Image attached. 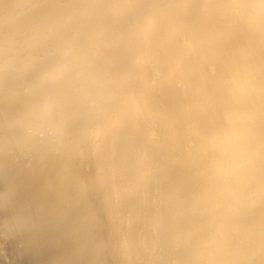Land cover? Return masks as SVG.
Returning <instances> with one entry per match:
<instances>
[{"label":"bare ground","instance_id":"obj_1","mask_svg":"<svg viewBox=\"0 0 264 264\" xmlns=\"http://www.w3.org/2000/svg\"><path fill=\"white\" fill-rule=\"evenodd\" d=\"M0 264H264V0H0Z\"/></svg>","mask_w":264,"mask_h":264}]
</instances>
